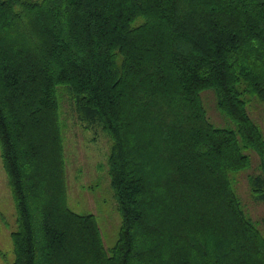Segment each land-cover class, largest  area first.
Masks as SVG:
<instances>
[{
	"label": "trees",
	"instance_id": "1",
	"mask_svg": "<svg viewBox=\"0 0 264 264\" xmlns=\"http://www.w3.org/2000/svg\"><path fill=\"white\" fill-rule=\"evenodd\" d=\"M110 138L121 215L107 248L68 200L59 86ZM235 127L215 124L202 91ZM264 0H0V151L10 264H264Z\"/></svg>",
	"mask_w": 264,
	"mask_h": 264
},
{
	"label": "rangeland",
	"instance_id": "2",
	"mask_svg": "<svg viewBox=\"0 0 264 264\" xmlns=\"http://www.w3.org/2000/svg\"><path fill=\"white\" fill-rule=\"evenodd\" d=\"M59 86L61 124L66 146L70 206L78 212L94 213L104 244L113 246L118 238L121 215L108 175L110 138L102 127H86L73 109L70 94ZM210 119L223 127H235L234 121L217 106L212 89L202 91ZM251 114L264 124V107L253 101ZM252 166L236 176L235 187L250 215L259 220L264 215V204L251 197L249 174L257 171L259 158L251 152ZM17 209L4 169L0 151V264H10L14 259L11 231L17 228ZM264 231V225H263Z\"/></svg>",
	"mask_w": 264,
	"mask_h": 264
}]
</instances>
